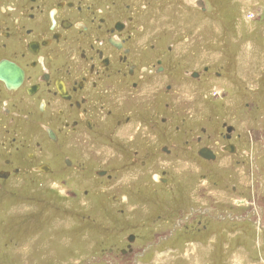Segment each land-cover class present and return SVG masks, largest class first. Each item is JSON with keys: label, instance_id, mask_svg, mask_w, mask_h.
Returning a JSON list of instances; mask_svg holds the SVG:
<instances>
[{"label": "rangeland", "instance_id": "obj_1", "mask_svg": "<svg viewBox=\"0 0 264 264\" xmlns=\"http://www.w3.org/2000/svg\"><path fill=\"white\" fill-rule=\"evenodd\" d=\"M182 1L178 5L175 2L167 15L158 14V3L148 11L141 10L147 34L133 41L134 53L152 54L142 44L148 38L156 45L171 44L168 57L183 61L188 69L228 64L229 71L225 69L216 82L211 77L205 83L184 82L180 75L166 80L153 78L149 82L151 92L144 82L136 92H122L114 103L110 100L111 105L128 111L151 103L154 109L159 108L165 101L176 108L189 120L191 130L185 133L182 123L180 132L169 129L174 138H181L175 149L186 147L183 140H192L197 126L210 122L208 115L215 114L214 119L219 120L230 117L237 128L242 151L237 160L241 161L236 163L228 155L214 164L188 158L183 159L188 162H181L160 155L158 147H153L157 159L147 167L128 170L122 179L132 176V181L142 186L150 182L152 174L168 168L182 178L183 186L163 192L152 178L151 187L141 195L147 203L134 197L122 205L120 200L127 198L126 192L114 193L120 199L115 201L111 190L97 196L89 189L97 185L94 170L98 164L122 168L132 150L142 157L146 153L142 141L149 134L144 127L135 134L129 131L130 124L117 129L113 138L131 144L122 148L108 141L105 134L95 138L84 131L66 136L63 151L50 142L39 148L34 145L31 149L37 151L39 162L49 161L56 168L59 158L68 157L73 166L83 162L87 170L84 174L73 170L71 175H61L64 187L34 171L30 172L31 180L20 174L1 181L0 247H6L0 264H264V230L259 228L264 229V0H209V11L203 14L186 12L192 0ZM165 84L173 90L164 91ZM223 85L229 88L225 93ZM208 93L215 98L206 99ZM214 128L216 131L218 126ZM36 129L32 131L33 141L44 136V131ZM162 142L154 140L156 145ZM164 143L173 146L168 140ZM31 167L29 162L21 170L27 172ZM213 171L220 177L216 173L212 177ZM201 174L206 175V182H198ZM40 180L43 182L38 183ZM233 184L237 191L231 190ZM106 186L111 188L112 183ZM86 189L88 194L83 191ZM241 200L246 203L235 204ZM185 210L192 215L180 222ZM83 214L95 222L85 223ZM2 221L9 230L3 231ZM204 224L207 234L200 231ZM128 234L136 235L132 253H106L114 245L124 247ZM10 236L17 238L7 239Z\"/></svg>", "mask_w": 264, "mask_h": 264}, {"label": "flooded vegetation", "instance_id": "obj_2", "mask_svg": "<svg viewBox=\"0 0 264 264\" xmlns=\"http://www.w3.org/2000/svg\"><path fill=\"white\" fill-rule=\"evenodd\" d=\"M23 1L0 0V39L5 41L0 43V184L20 174L30 178V172L34 171L46 178L50 176L54 184L59 183L64 187V183H60L61 175H68L73 170L84 174L87 168L83 162L73 166L68 157L59 158L58 167L53 168L49 161L39 162L38 153L31 149L32 146L39 148L45 145L44 142H50L63 151L65 137L78 131L95 138L105 134L108 141L121 148L131 146L119 141L117 136L113 138L117 129L119 131L129 124L132 134L142 127L149 132L148 138L142 141L146 153L140 157L136 150H132L122 168L114 164L109 167L98 164L97 170H94L97 185L89 188L95 190L97 196L108 194L106 191L109 190L113 194L126 192L127 198L121 200L115 194L112 196L122 205L134 197L142 204L147 203L141 195L149 188L152 178L158 185L156 188L163 192L180 190L183 186L182 178L168 168L152 174L150 182L142 186L133 182L132 176L122 179L121 175L128 170L147 167L157 159L153 147H158L160 155L178 158L181 162L188 158L214 164L228 155L236 163L241 161L237 160L242 154L237 141V128L230 117L226 119L223 116L219 120V117L214 119L215 114L213 117L208 115L210 122L198 125V133L192 140H183L186 147L175 149L174 145H180L178 142L181 138H174L169 129L180 132L179 124L182 123L185 133L191 130V127H187L189 120L176 108L165 101L163 106L155 109L154 103L141 108L132 107L128 111L118 104L111 105L110 100L114 103L122 92H136L144 82L147 92H151L149 82L153 78L166 80L180 75L184 82L205 83L210 77L215 82L222 77L228 64L188 69L183 61L168 57L173 49L168 43L165 46L156 45L146 38L142 42L143 47L152 54L146 57L139 51L134 53L133 41L138 35L142 40L147 34L141 10L148 11L150 6L158 3L155 10L158 14L167 15L174 10L172 5L175 2L176 5L181 4L182 0H27L25 4ZM208 1L192 0L187 4L186 12H207ZM221 88L223 93L229 89L226 85ZM169 90H173V87L165 84L164 91ZM208 94L206 99L215 98ZM133 99L135 101V96ZM217 126L216 133L214 127ZM34 128L44 131L43 138L33 141ZM156 139H163V142L156 145ZM167 140L173 146L165 144ZM24 150L20 159H15ZM29 162L33 164L32 169L27 172L21 170ZM207 180L205 174L199 175L198 182ZM108 182L112 183L111 188L106 186ZM231 190L237 191V186L233 184ZM83 191L89 193L87 189ZM243 203L246 202H235L236 205ZM119 212H123V209H119ZM184 213L185 218L181 217L180 222H185L192 215L188 210ZM82 218L86 219L85 223L96 220H89L88 215L84 214ZM258 222L259 225L262 223L260 220ZM195 223L200 224V221ZM1 224L3 231L10 229L3 221ZM259 228L260 231L264 230ZM17 229L20 231L19 226ZM202 229L204 234L208 233L205 224L200 231ZM135 236L128 234L124 247L114 245L106 253L112 255L116 251L121 256L132 253ZM14 238L17 236L7 239ZM192 238L199 240L200 237L193 235ZM5 247H0V254Z\"/></svg>", "mask_w": 264, "mask_h": 264}, {"label": "bare ground", "instance_id": "obj_3", "mask_svg": "<svg viewBox=\"0 0 264 264\" xmlns=\"http://www.w3.org/2000/svg\"><path fill=\"white\" fill-rule=\"evenodd\" d=\"M157 1V0H156ZM27 3V2H26ZM151 7V6H150ZM23 8V7H22ZM151 67V66H150ZM16 105V104H15Z\"/></svg>", "mask_w": 264, "mask_h": 264}]
</instances>
